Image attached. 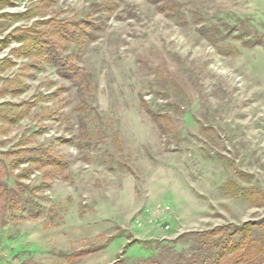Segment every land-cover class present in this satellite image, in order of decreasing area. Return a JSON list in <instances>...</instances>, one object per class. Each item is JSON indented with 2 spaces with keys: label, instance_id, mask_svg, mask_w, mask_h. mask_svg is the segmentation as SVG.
Masks as SVG:
<instances>
[{
  "label": "rangeland",
  "instance_id": "1",
  "mask_svg": "<svg viewBox=\"0 0 264 264\" xmlns=\"http://www.w3.org/2000/svg\"><path fill=\"white\" fill-rule=\"evenodd\" d=\"M3 188L0 264H264V0H0Z\"/></svg>",
  "mask_w": 264,
  "mask_h": 264
},
{
  "label": "trees",
  "instance_id": "2",
  "mask_svg": "<svg viewBox=\"0 0 264 264\" xmlns=\"http://www.w3.org/2000/svg\"><path fill=\"white\" fill-rule=\"evenodd\" d=\"M168 8V9H173L174 7H170L169 5H166V4H164V6H163V8ZM173 11H175V10H173ZM40 46V50H42L43 49V46L44 47H47L48 48V50H49V52L50 53H52L53 51H54V49L53 48H51V46H50V42H46V41H42V40H37V43H36V46ZM53 54V53H52ZM55 54V53H54ZM53 54V56H51V60H49L50 62H52V63H54L55 65L57 64V61H56V59H58V58H56L57 56H56V54L54 55ZM60 65V64H59ZM74 67L73 66H69V67H67V69L69 70V71H72V70H74L73 69ZM46 154H41L38 158H37V162H39V163H42V164H52V165H57V166H60V165H62L63 164V160L62 159H60L58 156H45ZM7 191H6V189L5 188H3V190L0 192V194L2 195V194H4V193H6ZM14 196H12L11 198H8V200L10 201V207H12V208H18V202L16 201L17 200V198H15V194H13ZM6 199H7V196H6ZM249 224H251L250 222H246V223H244L243 224V226L242 227H246L247 225H249ZM237 229H239V228H237ZM257 241V240H256ZM149 242H152V240L151 241H147V240H136V239H134V240H132V241H130V242H127L125 245H124V248H127V247H129L130 245H132L133 243H149ZM259 248V247H258ZM226 254L227 253H223V254H221V252H216V255L217 256H219V260H221V259H225L224 258V256H226ZM64 256H67V258H68V261H70L71 259H72V257H73V254L71 255H64ZM173 256L175 257H177V261H184V254L183 253H173ZM217 256H216V259H217ZM232 259H233V257H229V258H226L225 260H226V262L225 263H227L229 260H231L232 261ZM170 261H171V263L172 264H176L174 261H173V257H172V259H170ZM222 261V260H221ZM238 264H239V261H236ZM200 264H210V263H207L206 262V259H204L203 261H201V263ZM249 264H251V262L249 261Z\"/></svg>",
  "mask_w": 264,
  "mask_h": 264
}]
</instances>
